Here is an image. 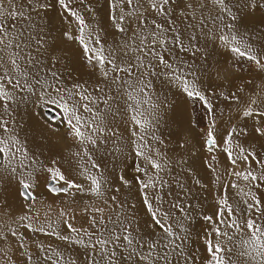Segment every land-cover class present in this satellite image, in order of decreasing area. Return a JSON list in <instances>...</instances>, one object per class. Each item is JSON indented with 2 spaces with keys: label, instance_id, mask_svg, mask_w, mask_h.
<instances>
[{
  "label": "snow or ice",
  "instance_id": "obj_1",
  "mask_svg": "<svg viewBox=\"0 0 264 264\" xmlns=\"http://www.w3.org/2000/svg\"><path fill=\"white\" fill-rule=\"evenodd\" d=\"M0 264H264V0H0Z\"/></svg>",
  "mask_w": 264,
  "mask_h": 264
}]
</instances>
